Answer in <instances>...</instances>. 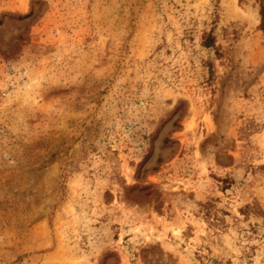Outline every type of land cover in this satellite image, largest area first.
<instances>
[{
	"label": "rangeland",
	"instance_id": "obj_1",
	"mask_svg": "<svg viewBox=\"0 0 264 264\" xmlns=\"http://www.w3.org/2000/svg\"><path fill=\"white\" fill-rule=\"evenodd\" d=\"M262 3L0 0V264H264Z\"/></svg>",
	"mask_w": 264,
	"mask_h": 264
},
{
	"label": "trees",
	"instance_id": "obj_2",
	"mask_svg": "<svg viewBox=\"0 0 264 264\" xmlns=\"http://www.w3.org/2000/svg\"><path fill=\"white\" fill-rule=\"evenodd\" d=\"M260 12H261V15H262V29L264 30V3H262L261 4V10H260ZM212 37L210 36L207 40V42H206V45H212V43H213V40L211 39ZM211 41V42H210Z\"/></svg>",
	"mask_w": 264,
	"mask_h": 264
}]
</instances>
